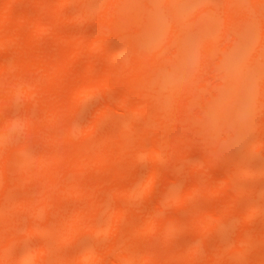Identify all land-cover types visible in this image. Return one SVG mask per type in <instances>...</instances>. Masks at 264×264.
Returning <instances> with one entry per match:
<instances>
[{
	"label": "rangeland",
	"instance_id": "rangeland-1",
	"mask_svg": "<svg viewBox=\"0 0 264 264\" xmlns=\"http://www.w3.org/2000/svg\"><path fill=\"white\" fill-rule=\"evenodd\" d=\"M69 1L60 6L59 13L61 18L53 28L32 36L34 39L38 40V48L41 52H48L52 45L63 46L61 35L72 37L70 40L75 42L77 38L91 37L90 39H93L95 36H98L97 34H102L108 42L112 41V43L110 42L111 44H113V40H115L117 44L113 45L116 47L121 45L123 49H120L121 51L118 50L119 52L117 53L119 54H122V51H125L124 49L128 47L125 44V46L122 45L124 41H122V43L118 42L121 41V39L126 38L125 40L128 39L130 41L135 39L138 41L141 40L140 42L143 44H138L137 41L138 47H134V43L131 44V46L127 48L129 49V53H126V55L121 56L120 54L119 56L118 54V56H114L116 54H109V56L111 55L112 57L101 58L99 56H103L104 53L101 55L99 48L89 49L84 56V60L97 59L105 72H109L107 68H111L121 73V77L118 76L115 78L118 79L116 80L117 82H119L121 78L120 82H122V85L136 84L137 86L143 87L144 90L141 89L143 92L138 96H132L130 99V106L124 107L120 104H112V102L117 103L121 96L120 89L117 87H122V90H125L119 83L118 86L114 87V85H116L114 83L112 86L114 89L103 90L83 100V105L70 115L64 117L68 125L70 124L73 128L75 127L72 129L75 133L72 138L74 144L79 141H88L89 143L87 142V145L89 146L90 144L96 145L97 142L103 146L102 142L95 141L96 143H94L92 139L101 140L95 139V137L98 136V138H100V136H109L111 130L114 128L113 126H117L118 128L116 127V130L118 131L119 126L123 127V133L120 131L122 135H120L119 132L118 138H114L115 152L112 153L108 151L109 155L107 159L112 161V166H96L85 175L73 174L72 170H68L65 181L60 188L62 193L57 202L47 205L37 215H29L25 211L16 209L10 212L22 219V222L25 223L22 225V228H25L24 226L27 222H36L48 226L54 225L60 220V217L65 214L78 215L80 220L83 221H95L97 226L100 225L97 222L103 221L101 224L106 226V222H113L108 220V217L113 216L111 215L112 212L110 209H116V207L118 209L119 206H126L129 210L125 217L116 220L119 225V232L118 230L104 232L102 231L105 229L103 225L101 226L103 228L99 227L97 230L85 229L74 239L59 244L56 247L57 252L55 251V253L59 255H69L71 258L61 259L57 254L50 253V255L48 254L40 259L37 253H35L33 257L37 258L36 256H38V259L41 261L37 260L38 263L34 264H104L103 258L98 260L96 257L94 260L90 261H78L74 256L80 251H83L82 249H93L96 251L92 252L98 253V251L104 247L113 245L114 242L117 239H121V237L125 239L124 243L128 244V250L131 252H133L135 248H142L146 252L153 251L160 255L173 253L174 255L175 252H173V249L175 247L184 243H190L191 239L195 238V235L182 229L173 233L172 229L169 228L171 232L167 229L168 233L166 232V234L170 233V235H166L165 238V232L161 233L163 232L161 231L160 235H163L165 239L160 235L157 236L160 238L158 239L154 235L145 232L129 234L127 233L128 230L131 227L139 225L140 222L143 221L141 220L143 212H151L155 210V208L160 206L165 207V205L167 208L164 209L165 211L169 210L168 212L175 208V199H167L166 197H163V199L159 198V196L163 194L161 192L165 187L170 188L168 186H171L172 189L176 190L180 189L179 186H183L184 188L181 187L183 190L179 191H184L196 180L203 182H218L230 173H232L231 176L234 177L233 185H231L233 187L227 189L223 195L227 197L228 201L233 200L234 202L236 200L233 204L239 208L251 207L250 209H252L254 207L258 209H256L258 212L255 211V213L254 211H250L251 214L248 218L239 211H236L237 213L234 212L235 210L230 211L232 216L229 215L231 218L228 219H233L232 223L229 221L226 226H221V228L206 234L207 236L205 238L199 239V248L192 259V264H251V261H264V144H260L264 143V128L261 127V122L264 120V102H262L264 96L260 95L261 93L264 94V7H262L264 6V0ZM14 4L18 13L28 12L33 16H37L39 19H46L50 16L41 5L33 3L32 0H15ZM193 8L199 9V14L185 19L186 14ZM202 8L206 10L203 11L201 10ZM253 10H259L263 13H261V16L254 24H250L247 20V12ZM146 17H150L149 20H146ZM179 18L183 20L182 25L177 29L174 28L175 30L172 29V26H179L181 21L178 20ZM174 22H176V24L173 25ZM211 29L212 31L209 33ZM89 38L85 41H88ZM168 38L171 40L169 41ZM104 46L100 49L103 50ZM115 46L114 49L116 50L117 48H115ZM14 47L15 45L12 47L10 46L9 49L0 47V62L9 58L8 54L14 51ZM200 51L204 54L199 53L200 55H197ZM254 52H256L255 60L252 59L254 58L252 57L254 56L252 55ZM245 56L247 60L249 59V61L255 62L249 63L247 61V63H249L247 64L248 68L245 69L243 75L237 80L234 78L233 74H230L231 72L227 70L225 66L226 64H235L241 57ZM162 65H168L170 70L171 68L172 70L163 76L157 74L154 77L147 76L151 68ZM104 70L99 68L97 75L103 76L105 72L101 74L100 71ZM9 73L14 75L12 71ZM132 74L139 80L133 81L129 78ZM228 76L232 85L229 83L230 85L226 87V92H222L223 95H220L223 97L217 100L216 98H218V95L216 94H220L217 88L219 89V87H221L218 86V84L224 83L222 80L224 78L226 79ZM227 88L229 89L227 90ZM192 90L195 92L193 95H191ZM239 90H247V93H251L249 95V93L243 92L252 98L250 108V97L240 93ZM138 92L134 93L138 94ZM204 95H208L209 98H205ZM213 96L216 97L214 99L217 101L212 102L214 101L212 100V103L207 109L206 103L210 102L205 101H209L210 97L212 98ZM229 97L230 102L225 104V99ZM261 97L262 100L259 99L258 102H262V104H259L256 101ZM18 98L19 99L14 100L15 103L13 101V104L5 108L2 112H9V116L13 115L11 118L15 117L19 119L21 117H19V115L22 108L28 107L30 104L23 101L21 95ZM173 100L174 102L176 100V103H172ZM177 100H184L183 102L179 101V103H185L186 105L175 118L169 119L173 107L178 103ZM107 101H112L111 104L115 105L112 110L114 112H110L112 113V117H91V113L95 114L92 116H97L95 111L103 107L99 106L100 109H96L98 107L97 105H104ZM201 101L205 103L201 104ZM136 105H141L145 111L143 112L142 108H140L142 112L138 111L135 109ZM201 105L202 107L205 106V108H202ZM201 109H205V112H202ZM246 110L247 115L242 119L241 114ZM18 111L20 113L16 114ZM35 112L39 113V110ZM2 114L1 116L4 117L0 118H3V120H1L4 121L7 117H5L6 114ZM154 114L160 115L158 117L162 118L154 119ZM23 117L25 119L26 114L23 115ZM92 119L97 120L98 124L103 129L107 128L104 132L107 130L109 131H107L106 134L98 133L93 137L94 133L91 134L86 129V126L92 122ZM21 120L23 121L22 118ZM2 121H0V124ZM16 121L17 123L11 126V130L8 131L7 138L4 140L0 139V144L3 143V149H5V152H3L5 156L8 152L10 153L9 155L14 154L13 152L11 153V151H13L12 149H15L16 146L10 145L21 146L18 144L23 143L24 139L26 140L28 136V134L24 135L22 133V130L27 132L24 126H19V120ZM66 127L69 126L65 125L63 128ZM109 127L112 128L109 129ZM123 129L120 128V130ZM116 130L113 131L117 134ZM96 131H98V129ZM114 132H112V134H114ZM38 140L40 142L36 143L37 147L41 148L44 142H42L40 138H36V141ZM105 140L103 138L102 141L104 142ZM33 141H35V139H33ZM109 141L110 143L108 142V144L111 145V148L114 147L112 141ZM138 141L145 143L146 149L148 146L151 148L152 145H165L171 149L170 157L165 155L161 158L160 156L151 157L146 154H142V157L139 156L138 158L137 155L136 157H131L130 153L134 150ZM34 143H32V145ZM53 144L55 145V143ZM49 145L52 146V143ZM89 146H87L89 152L94 150L93 148L95 147L91 145L93 148L90 149L91 147ZM1 148L2 145H0V149ZM30 148L35 150L38 149H36V146ZM110 152L112 154H110ZM3 153H0V156H2ZM31 153V157L26 153L24 154L33 159L35 164V155L33 152ZM93 153L96 154V152ZM17 155L16 161L15 157ZM20 155L16 154L15 156L14 154V157L11 155L13 160L9 166L11 168L6 170L9 171L8 173L16 175V172L14 173L16 170L12 168L17 167L19 164L18 168L23 166L21 168L27 169L28 163L32 162L31 159L29 161L27 157H20ZM25 162L27 165H23ZM33 162L31 166H33ZM31 166H28L29 169ZM35 167H33L32 170L36 169ZM18 168L16 169L18 172H21L20 175H24L22 174L24 169L20 171ZM152 169L157 170L162 175H160L159 181L154 189H152L153 191L143 190L142 183L145 181L146 174ZM25 172L27 173L28 171L26 170ZM4 175L5 181L0 186V202L6 201V199L2 198L4 195H2L4 192V184L7 187L9 185V183H5L6 180L8 179L9 182L12 180L7 178L9 174L6 175V173H4ZM27 184L28 183L25 185ZM118 185L122 190L123 186L125 187L124 190H128L127 186H130L128 191L132 189L131 192L134 191L132 193H136L138 188L141 190L137 193L138 195L133 194L132 197L134 198H127V191L121 194L123 196L112 192L111 188L117 187ZM121 185L123 186L121 187ZM132 186L141 187L134 188ZM23 188L25 187L23 186ZM26 188V194L32 191L31 187L28 188L26 186ZM172 189L170 188V190ZM21 190L22 189H19V195L22 194L20 192ZM39 191L38 189H34L33 198L38 195ZM146 191L148 192L145 193ZM231 192L234 194L235 200L231 199L233 198L232 195H230ZM25 193L23 192L22 195ZM15 194L16 193H14V195ZM166 194H168V192ZM124 195L126 197H124ZM223 195H217L216 197L221 196L217 199L213 198L216 201L213 199L211 201L216 204L212 206H219L224 203L226 200L223 201V199H225ZM175 196L176 195H174V197ZM17 197L19 198L20 196ZM26 197H28V195ZM10 200L16 202L14 199ZM191 200L194 201L193 199ZM221 200L222 202H220ZM155 202L159 205H156ZM213 202L207 203L211 205L214 204ZM6 203L7 201L3 204ZM176 203L177 202H175V205L180 204ZM187 203L192 205L190 202ZM154 205L156 207H154ZM191 207H194V205L190 206V208L184 207V209L180 211H174L179 213L178 215L180 216L184 214V218L186 217L190 220L193 217L191 213L198 212L197 210L196 212H190V210H194V208L191 209ZM202 207L205 208L204 205ZM176 208H178V206ZM246 211L250 213L248 210ZM168 212L163 214L162 217L167 218L172 215V213L169 214ZM247 213L246 215L248 216ZM10 216L13 217L12 214ZM239 216H244L243 218L246 217L248 219L241 221ZM0 217V230L4 227H8L7 225L3 226L5 220V224H9V222L13 221L12 219H15V217H8V215ZM3 218L5 220L2 221L1 219ZM180 220L184 221L179 219L175 224L181 222ZM189 220L187 221L185 219L186 223L189 222ZM174 230L176 229H173V231ZM240 234L248 238L250 242L249 246L241 250L230 251L235 238ZM20 236L21 239H19V242L10 243L8 246L9 251L7 250V257L10 256L11 258L9 257L7 259H11L12 261L6 260V263L13 262L10 264H20L17 261L21 262V260L17 259V255L15 254H19L21 250L27 249L28 246L31 249H35L33 246L52 245L54 243L53 241H55L53 238L54 236L50 232L22 234ZM226 243L230 245L225 246L228 248L224 250V245ZM5 244L6 243L3 241V250ZM196 244H198V241ZM37 248L34 251H37ZM20 253H22L21 256H23L26 250L24 253ZM10 254H13L15 258ZM115 254H121V252L118 251ZM115 254L111 253L107 256V260H105L107 264H126L122 258L116 257L117 255ZM13 259H16V261ZM34 260L33 262H37L36 259ZM138 264L152 263L145 261ZM167 264L179 263L175 259H170Z\"/></svg>",
	"mask_w": 264,
	"mask_h": 264
},
{
	"label": "bare ground",
	"instance_id": "bare-ground-1",
	"mask_svg": "<svg viewBox=\"0 0 264 264\" xmlns=\"http://www.w3.org/2000/svg\"><path fill=\"white\" fill-rule=\"evenodd\" d=\"M14 1L15 0H0V47H3L4 49H6V48L9 49L10 46L12 47L15 45L14 51L12 53L8 54L9 58L2 60V62H0V117H4V116H1V115H3L2 113L6 114L5 117H7L4 119V121H2L3 118H0V121H2V123L0 124V139L4 140L5 138H7L8 131H10L11 130L10 128H12L11 126H13V125H15V123H17L16 120H19V122H18L19 126L23 125L24 128L26 129V131L28 132L27 133L24 130H22V133L24 135L28 134V136L27 137L24 136V137H26V140L24 139L23 143H20L22 141L19 142L20 144H18V145H21V146L10 145V146H16L17 147V148L15 147V149L13 148L12 149L13 151H11V150L10 151H11V153L13 152L15 154V156H16V154H19V155L21 154L20 157L21 156H23L25 158L27 157L29 159V161L31 159L30 154H32L31 152H33L36 159H35V164L33 162V159H31V161L33 162V166H31L32 162L28 163V166L29 165L31 166L30 169L28 166H27V169L21 168L23 166H20L18 168V166H19V164H18L17 167L12 168V169L16 170V171H14V173L16 172L15 173L16 175H12V173H8L9 171H6V170H9V168H11L9 166L12 163L14 154H11L13 156L12 157L11 155H9L10 153L8 152L7 153L8 155L6 154V156H5L3 153V152H5L4 151L5 149H3V143L0 144V145H2V148L0 149V153H3L2 156H0V158H2V159H0V160H2V161H0V186L5 181L4 173H6V175L9 174L7 177V178H9V180L12 179L11 180L12 182L11 181L9 182L8 179L5 182V183H9L10 186L7 184L8 185V187H7L4 184V192L2 193V195L3 194L4 195L2 196V198L6 199L7 203L3 204L6 202L4 200H2L4 202H0V205H2V206L5 205L4 207L0 206V211H1L0 216L8 215V217H12V216H10L12 214L13 215L12 218L15 217V219L10 218L13 221L9 222V224L8 223L5 224L6 223L5 222L6 220L4 219L5 217L3 219H1L2 221L5 220L3 226L7 225L8 227H6V228L4 227L0 230V264L13 263V262L6 263V260H8V261L11 260V259L10 260L7 259L10 257V256L7 257V254L9 251L8 246L10 245V243L19 242L20 241L19 239H21L20 235H22V234H25V235L26 234H34V233H39V232H50L54 236L53 238L55 240V241H53L54 243L52 245L33 246L35 249H33V248L31 249L28 246L27 247L28 250L25 248V249L20 251V252L24 253L26 250L27 254L24 253L23 256H21L22 253H20V252H19V254L18 253L15 254V255H17L16 258L20 259L22 264H34V263H38V261L40 259H42V257H45L48 254L50 255V253L57 254V253H55L57 245L74 239L80 232L84 231L85 229L97 230V228H99V227L100 228L104 227L105 229L107 227L106 230L104 229L102 231H104V232L105 231L110 232V231H115V230H118V232L120 231L119 225H118L116 220L119 218H123L127 215L129 208L126 206H119L118 209H117V207H116V209L115 208L110 209L112 212V214L111 213L110 214L113 216L109 215L112 218L108 217V220L113 221V222H106L105 221L107 223L106 226L104 224H101V223H103V221L97 222L98 224H100L99 226H97L95 221H83V220H80L78 215L65 214V215H62L60 217V220L57 223H55L54 225L48 226V225L38 224L36 222H34V223L27 222L26 225L24 226L25 228H22L23 227L22 225H24L25 223L22 222V219L20 217H16V215H14V213H11L10 211H12L13 209H16V210H20V211H25L29 215H32V214L37 215L47 205H49L53 202H57L59 200V197L62 193L60 188L62 186V183H64V181H65V178H66L65 176H66L68 170H72L73 174L85 175L96 166H105V167L112 166L113 165L112 161L107 159V156L109 155L108 151H111L112 153L115 152L114 151V148H115L114 138H118L117 136H118V133L120 131H122V133H123V131H124L123 127L119 126V131H118V130H116L117 126H113L114 128L111 130V132H110L111 134H109V136H107V137L100 136V138H98V136L95 137V139H101V140H94V138L92 139V141H94V143H96L95 141L102 142L103 146L100 145L99 142H97L96 145L90 144V146H89V145H87L89 143L88 141L76 142L77 144L75 143L76 144V146H75V144L73 143L74 141H72L73 135H75V133L72 129H74L75 127L73 128L72 125H70V124L68 125L66 123L64 117L66 115H70L76 109H78L81 105H83V103H82L83 100L88 99L91 96L96 95L103 90L106 91V90H109L112 88L114 89V87L118 86V83L121 86H123V88L125 90H122V87H117L120 89V92H121L120 99L117 103L112 102V101L111 102H112V104H120L121 106H124V107L130 106L131 97L136 96V95L138 96L139 94H141L143 92L144 88L137 86L136 84L126 85V86L122 85V82H120L121 78L119 79V82L116 81L118 79H115L118 76L121 77V73L119 71L113 70L111 68H107L109 70V72L108 71L105 72L104 68L101 67L102 65L97 61V59L84 60V56H85L87 50H89V49H98L99 48L101 55H102V53H104V55H105V56L104 55L99 56L101 58L102 57L103 58L104 57L110 58V57H112L111 55H113V54H116L114 56H118V54H119V53H117V52H119L118 50L123 49V48H121V45H118V47L115 46L117 44V42H115V40H113L114 41L113 44H115V45L111 44L112 41H110L111 43L108 42L106 40V38L103 37L102 34H100V35L97 34L98 36H95V38H93V39H90L91 37L90 38L89 37H82V38H77V39L74 38L75 42H72L70 40V38H72V37H69L66 35H61L63 46L52 45L51 49L48 52H45V53L41 52V50L38 48V40L34 39L32 36L40 34L42 32L47 31L48 29L53 28L55 26V24L61 18L60 13H59L60 6L68 3L69 0H32L33 3L41 5L50 14V16L46 19H39V18H37V16H33V15L29 14L28 12L18 13L16 6L14 4ZM223 1H226V0H223ZM223 4H224V2H223ZM227 6H224V7H227ZM262 7H264V6H262ZM257 9H259V8H257ZM201 10L205 11L206 9L202 8ZM253 11H255V10H253ZM253 11L247 12V17H248L247 20L250 24H254L258 20V18L261 16V13H263L262 11H259V10H256L254 13H252ZM15 13H18V14H15ZM149 18L150 17H146V20H149ZM180 18L178 20L182 19V18L181 19ZM182 21L183 20L180 21L179 26H172V29H174V28L177 29L178 27H180V25H182ZM174 24H176V22H174L173 25ZM211 31H212V29L209 31V33ZM176 32H178V31H176ZM123 33H126V32H123ZM123 35H125V34H123ZM87 38H89L88 41H85ZM102 38H104V39H102ZM169 38H168V40L170 41L171 39H169ZM125 39L126 38L121 39V41H118V42L122 43V41H124V43H122V45L123 46L127 45L128 47H130L131 44H133V43H134V45H133L134 47H138L137 45L139 43H141L140 42L141 40L138 41L135 39V40L130 41L128 39L127 40H125ZM136 41L138 42V44ZM105 43H109V44H105ZM141 44H143V43H141ZM169 44H170V42H169ZM66 45H68V46H66ZM103 46H104V49H103L104 51L100 49ZM114 46H115V48H117L116 50L114 49ZM141 46H144V45H141ZM128 47H126V49H124L125 51H122V54L120 53L121 56L126 55V53H129V49H127ZM108 48H110V49H108ZM113 50L116 52H114ZM111 51H112V53H111ZM199 53H203V52L200 51L197 53V55ZM109 54H111V55L109 56ZM120 54H119V56H120ZM203 54H201V55H203ZM252 55H254V56H252L254 58H252V57L251 58L255 60L256 52H254V54H252ZM247 61L249 63L255 62V61L251 62V61H249V59ZM249 63H247V64H249ZM97 64H99L100 66ZM251 65H253V64H251ZM98 66L100 69L104 70V71H100L101 74H104V72H105V74L103 76L97 75L98 71H99ZM246 68H248V65ZM171 70H172V68H171ZM171 70H170V67L168 65L155 66V67L150 69L147 76L148 77H152V76L154 77V76H156V74L163 76ZM11 71L14 72V75L9 73ZM230 74L232 75V73H230ZM129 78H131L133 81L137 80V77L134 74H132ZM258 79L261 80L260 78H258ZM229 80H230V78L228 76V77H226V79L224 78L222 80L224 83L218 84V86L222 87V88L219 87V89L217 88V91L220 92V94H216V95H218V98L213 96L212 98L210 97L209 101H207L205 98L208 97V95L210 93L208 95H204L205 98L202 97L204 100H206L205 102H210V103H206L207 109L212 102H216L218 99L223 97L220 95H223L222 92L225 93L226 87H228V85H230L232 83ZM114 83L116 85H114ZM113 85H114V87H112ZM135 88H138V89H135ZM229 88H227V90ZM141 89H143V90H141ZM241 91L242 90H239V92L242 94L247 93V90H244L242 92ZM134 92H138V94H135ZM243 92H245V93H243ZM194 93L195 92H193V90H192L191 95H193ZM215 93H217V92H215ZM212 94H214V93H212ZM247 94H245V95L250 97L249 95L251 93H249V95H247ZM262 94L263 93H261L260 95L264 96V94L263 95ZM20 95H21L23 101H26L30 105L28 107L22 108V110H24L25 112L21 110L20 111L21 113L19 111L16 113V114L20 113L19 117L20 116L21 117L19 119H16L15 117L11 118V116H13V115L10 114L11 116H9V112L8 113L2 112V111H4L5 108L10 107V105L13 104L14 100L19 99L18 97ZM214 98H216L217 100H215ZM259 99L262 100V97L258 98L256 102H258ZM212 100H214V101H212ZM177 101H178V103L175 104V106L173 107L171 114L169 116V119L175 118L183 110L182 108H184L186 105L185 103H181V102L179 103V101L183 102L184 100H177ZM111 102L107 101L106 104L103 103L104 105H102V104L97 105L98 107L96 109H100L99 106H101V107L103 106V107L100 110L95 111L97 116H92L95 114L91 113L92 114L91 117H98V118H99V116H100V118L101 117H103V118L112 117V113H110V112H114L112 110L114 109L113 106H115V105H112ZM205 102L201 101V104L205 103ZM262 102H264V99ZM262 102L261 103L258 102V103L262 104ZM14 103H15V101H14ZM172 103H176V100H175V102L173 100ZM140 106L141 105H136L135 109L140 111V108H142V111L144 112L145 111V110H143L144 108L142 106L141 107ZM171 106H173V105H171ZM201 107H202V105H201ZM202 108H205V106H203ZM38 110H39V113H36L35 111H38ZM201 110L203 112L205 109L204 110L201 109ZM91 111H93V110H91ZM142 111H140V112H142ZM25 114H26V118L24 119L25 116L23 117V115H25ZM104 115H106V116H104ZM107 115H110V116H107ZM153 116L155 117L154 119H161L162 118V117H158L160 115L154 114ZM21 118L23 119V121L21 120ZM63 119H64V121H63ZM62 121L64 122L65 125H67L69 127L63 128L65 125L63 124ZM88 122H90V121H88ZM58 125H60V126H58ZM100 127L101 126L98 124L97 120L92 119V122H90V124L86 126V129L91 134L94 133L93 137H94V135H96L98 133L99 134L100 133L106 134L107 131H109V130H107L106 132H104L107 128L103 129L102 127L101 128ZM261 127L264 128V120H262V122H261ZM111 128L112 127H109V129H111ZM120 128H122L123 130H120ZM97 129H98V131H96ZM113 130H116L117 134ZM100 131H103V132H100ZM95 132H97V133H95ZM112 132H114V134H112ZM122 133L120 132V135H122ZM110 135H112V136H110ZM36 138H40V140L42 142H44L42 144L41 148L37 147L36 143L40 142V141L39 140L36 141ZM103 138H104V140L105 139H107V140H105L103 142L102 141ZM33 139H35V141H33ZM109 140L112 141L114 147L111 148V145L108 144V142L110 143ZM52 141H54V142H52ZM45 142H46V144H45ZM32 143H34V144L32 145ZM47 143H49V144L52 143V146H50ZM53 143H55V145ZM260 144H264V143H260ZM91 145L95 148H93ZM32 146H36V149L37 148L38 149L35 150L33 148H30ZM46 146H48V147H46ZM87 146L91 147L90 149L93 148L94 150L89 152L88 151L89 149ZM152 146H151V148H150V146H148V148L146 149L145 143L138 141V144L135 145L134 150L130 153V156L136 157V155H137V158H138L139 156L142 157V154H144V155L146 154V155H149L151 157L160 156V158H161L164 155L170 157L171 149L169 147H167L165 145H152ZM2 149H3V151H2ZM29 149H30V151H29ZM14 150H16V151H14ZM93 152H96V154H94ZM111 152H110V154H112ZM24 153H26L30 157L26 156V154H24ZM17 157H18V155L15 157L16 161H17ZM23 165H27L26 162ZM14 166H12V167H14ZM33 167H35L36 169L32 170ZM16 168H18V170H20V171L22 169H24L23 173H22L24 175H20L21 172H18ZM26 170L29 173L28 172L26 173L25 172ZM12 172H13V170H12ZM160 175H162V174L160 172H158L157 170H155V169L150 170L145 176V179H144L145 181H143V183H142L143 184L142 189L148 190V191H151L152 189H154L155 185L157 184V182L160 179L159 178ZM231 175H232V173L228 174L227 176L224 177V179H221L218 182H203V181L196 180V181L192 182L190 185L188 184L189 186L184 191H179V190H183V189H181V187H183V186H179L180 189H176V190L172 189L171 186H168L173 190V192H172V190H170V188L165 187V189H163L164 192L163 191L161 192L163 194L160 195L159 198L163 199V197H166L167 199H172V200L175 199V201H174L175 208L170 210V212H168L169 210L165 211V209H164V208H167V206L165 205V207L164 206L157 207V208H155V210H153L151 212H146V213L143 212L142 213L143 216L141 215V220H143V221H141L139 225H137L135 227H131L128 230L127 233H129V234H139L140 232H145V233L152 234L155 237H157L161 233L165 232V238H166V235L167 236L170 235V233L166 234L167 229L169 230V228L172 229L173 233L180 231L182 229V230H185V231H188V232L194 234L195 238L191 239L190 243H188V244L184 243V244H182L178 247H175L173 249V252H175L174 255H173V253L166 254V255L165 254L160 255V254L153 252V251L152 252H146L142 248H135L134 251L131 252L128 250V244L124 243L125 239H122V237H121V239H117L113 245L104 247L105 250L103 248V249L99 250L98 253L92 252V251H96L93 249H90V250L89 249H86V250L82 249L83 251L84 250L85 251L84 252L80 251L74 257L78 261H90V260H94V258H96V257L98 258V260H100V258H103L104 264H107V261H105V260H107L106 259L107 256L111 253L115 254L118 251H120L121 254H115V255H117L116 257H118V258H122L124 260V263H126V264H129V263L130 264H138V263H142L145 261H149L152 264H167V262L170 259H175L179 264H192V259L195 256V253L199 248V239H203V237L205 238L207 236L206 234L211 233L215 229L221 228V226H226L227 222L229 223V221H231V223H232L233 219H231V220L228 219V218H231V217H229V215H231L230 211H234V210H235L234 212L239 211L242 214H244L246 217L249 218V216L251 214L250 211L255 212L257 209L254 207L252 209H250L251 207L250 208L249 207L239 208L236 205H234L233 203L236 202V200H235L234 194L232 192H231V194L230 193H228V194L232 195L233 198H231V199H234L235 200L234 202H233V200L228 201L227 197H225L223 195L227 189H230L233 187L231 185H233L232 183L234 182V177ZM12 176H14V177H12ZM232 177H233V181H232ZM30 180H32V181H30ZM26 183H28V184L25 185ZM174 183H176V182H174ZM30 184H32V185H30ZM23 186L25 188H23ZM26 186L28 188H30V187L32 188V191H29L28 194L25 193V189H27ZM122 186L123 185H121V187ZM127 187L129 190L130 186H127ZM132 187H134V186H132ZM138 187H141V186H138ZM138 187H136V188H138ZM115 188H117V189H115ZM10 189H11V191H10ZM19 189L24 190V191L21 190L20 192L22 194L24 192L25 194L19 195L20 194ZM34 189L40 190L38 195L35 198H33ZM113 189H114V191H113ZM124 189H125V187L123 186V190ZM111 190H112V192H115V194L120 195V196H123L121 194H123V192L125 193V191H127V194H128L127 198H129V197L134 198V197H132L133 194L138 195L137 193H139L141 189L138 188V191L136 193H132V192H134V191L131 192L132 189L130 191H128V190L123 191L121 188H119V185H118L117 187L111 188ZM16 191H18V192H16ZM148 191H146L145 193H147ZM174 191H176V192H174ZM167 192H168V194H166ZM14 193H16V194L14 195ZM176 193H179V194H176ZM11 195H12V197H11ZM27 195H28V197H26ZM174 195H176V196L174 197ZM177 195H179V196H177ZM217 195H221V196L223 195V197L225 198V199H223V201H225V200L226 201L219 206L218 205L212 206V205H215L216 203L211 201V200L213 198L217 199L218 197H221V196L216 197ZM17 196H20L19 198H21V199H19ZM124 197H126V196L124 195ZM10 199H12V200L14 199V201H16V202H12ZM191 199H193L194 201H192ZM197 201H199V202H197ZM214 201H216V200H214ZM175 202H177L176 204H178V203H180V204L175 205ZM187 202H190L192 205H190ZM207 202H213L214 204L208 205L209 203H207ZM217 202H219V201H217ZM220 202H222V200ZM199 203H201V204H199ZM155 204H156V202H155ZM205 204H207L208 206ZM156 205H159V204H156ZM193 205H194V207H191V209L194 208V210H190V212H193V211L196 212V210L198 212H196L197 214L191 213L193 215V217L190 220H189V218H186V217L184 218V214L182 216H180V215H178L179 213L174 211V210L180 211V210L184 209V207L190 208V206H193ZM203 205H204V207L205 206H207V207L203 208L202 207ZM177 206H178V208H176ZM154 207H156V206L154 205ZM112 210H114V211H112ZM241 210H243V211H241ZM246 210H248L250 213H247ZM166 212H168L169 214L172 213V215L168 216L167 218H163L162 215L165 214ZM256 212H258V211H256ZM2 213H5V214H2ZM9 213H11V214H9ZM246 213L248 214V216L246 215ZM252 214H254V213H252ZM179 216H180V218H179ZM252 216H254V215H252ZM142 217H144V218H142ZM243 217L244 216H239V218H241V221L248 219L246 217L245 218H243ZM239 218H237V219H239ZM242 218H243V220H242ZM179 219H182L184 221L180 220L181 222H179V223H181V224H179V223L175 224V222H178ZM185 219L187 221L189 220V222L186 223ZM102 225H103V227H101ZM171 229L169 230V232H171ZM173 229H176V230L173 231ZM161 231H163V232H161ZM160 236L163 237V235H160ZM157 238L160 239L159 237H157ZM3 241H4V243H6L4 250L2 249ZM197 241H198V244H196ZM229 243H231V242H229ZM229 243H226L224 245V250L226 248H228L225 246H229L230 245ZM249 243L250 242H249L248 238H246L242 234H240L239 236H237L235 238L233 245H231L232 249L230 251H236L239 249L240 250L244 249L245 247L249 246ZM30 247H32V246H30ZM36 248H37V251H34V250H36ZM35 253H37V255L40 257V259H38V256H36V255L35 256L37 258L33 257V254H35ZM95 254H98V255H95ZM10 255H12V257L15 258V256H13V254H10ZM57 256L61 259L71 258V256H69V255L57 254ZM34 259H36V261L37 260L38 261L33 262V261H35ZM13 260L16 261V259H13ZM17 262L21 264L20 261H17ZM14 263H16V262H14ZM250 263L251 264L252 263L253 264L254 263L264 264V261L263 260H261V261L257 260V261H251ZM247 264H249V263H247Z\"/></svg>",
	"mask_w": 264,
	"mask_h": 264
},
{
	"label": "clouds",
	"instance_id": "clouds-1",
	"mask_svg": "<svg viewBox=\"0 0 264 264\" xmlns=\"http://www.w3.org/2000/svg\"><path fill=\"white\" fill-rule=\"evenodd\" d=\"M199 14V9L193 8L190 12H188L185 16V19H189L193 16H196ZM247 65V57H241L238 62L235 64H226V69L229 70L235 79L239 80L240 77L243 75ZM230 102V97L226 98L224 103L227 104ZM252 98L250 97L249 100V108L251 106ZM247 115V110L241 114V118H245Z\"/></svg>",
	"mask_w": 264,
	"mask_h": 264
}]
</instances>
